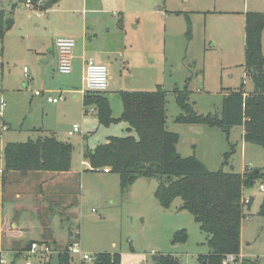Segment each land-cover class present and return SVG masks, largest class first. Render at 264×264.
Segmentation results:
<instances>
[{
  "label": "rangeland",
  "instance_id": "obj_1",
  "mask_svg": "<svg viewBox=\"0 0 264 264\" xmlns=\"http://www.w3.org/2000/svg\"><path fill=\"white\" fill-rule=\"evenodd\" d=\"M26 1L0 0V6L7 10L14 4L13 24L0 39V168L6 142L54 134L73 145L71 168L77 174L69 176L68 186L63 188L67 191L63 203H70L68 207L73 211L69 219L54 215L51 220V213H46L50 195L39 182L0 188V247L5 259L0 264H25L27 260L31 264H58L56 252L65 251L73 241H78L88 254L117 251L121 264H158L156 256L160 254L175 255L182 264H198L197 256L209 250L207 235L188 211L179 209V197L163 208L154 197L157 179L144 177L121 196L116 174L86 170L88 166L81 164L85 160L83 147L93 148L105 142L107 135H127L126 123L104 127L97 126L95 117L81 118L80 94L74 99V92H70L81 88L79 69L73 63L70 73H60L56 50L49 49L57 37L69 34H73L75 48L79 49L84 29L88 48L107 54L104 62L109 89L105 94L112 111H121L120 90L152 91L162 85L167 90V129L182 133L180 147L197 150L205 133H191L186 129L190 125L174 121L180 110L172 90L187 82L190 101L202 114H220L223 94L229 89L243 85V91H252L253 83L244 75L243 66L244 17L247 11L263 12L264 0H58L44 10L31 2L26 5ZM261 45L264 54V29ZM36 90L43 94L36 95ZM60 93L65 99L47 101V96ZM73 123L79 129L68 135ZM191 127L210 129L201 124ZM213 131H219L216 134L221 133V137L226 135L218 127ZM237 134L235 130L230 136ZM256 147L258 150L250 157L254 169L264 163V148ZM219 148L214 144L209 148L212 160L208 161V169L221 168L224 153L231 150L228 147L220 155ZM238 149L237 153L233 149L224 170L240 171L243 165ZM258 182L249 190L254 196L250 208L245 206L242 247L245 259L264 264V217L258 213L264 189H259ZM261 184L264 186V177ZM35 204L38 211L34 210ZM27 211L28 216L36 215L40 221L51 220L48 232L52 235L48 238L54 251L48 257L26 252L30 238L39 239L43 233L42 227L34 229V223L21 241H6L20 230L12 228V221ZM182 229L186 233L184 241L175 238ZM65 254L68 264L83 263L78 254Z\"/></svg>",
  "mask_w": 264,
  "mask_h": 264
},
{
  "label": "trees",
  "instance_id": "obj_2",
  "mask_svg": "<svg viewBox=\"0 0 264 264\" xmlns=\"http://www.w3.org/2000/svg\"><path fill=\"white\" fill-rule=\"evenodd\" d=\"M57 1L30 0L31 5L42 10L50 8ZM13 6L9 10L4 5L0 6V39L13 24ZM263 29L264 11H247L244 17L243 66L245 76L253 83V90L246 93L243 85L229 89L223 96L220 114H202L195 110L190 101L191 91L186 82L183 87L172 90L180 110L174 118L175 122L218 127L225 133L232 127L243 126L244 140L264 148ZM187 36L190 38V29L187 30ZM104 92L87 90L83 97L84 107H94L100 126L125 122L128 134L109 136L93 149H85L83 157L89 164L86 170L106 168L108 172L116 174L121 196L128 192L138 178L144 177L157 179L154 197L163 208H168L179 197L182 200L179 209L188 211L207 235L205 243L209 250L197 256L198 264H222L225 254L240 252L241 224L245 217L242 191L259 180L260 170H244L242 173L224 170L223 166L233 153V145H230L229 152L224 153L222 167L217 170L208 169L195 155H179V134L168 130L166 126L167 90L162 85L152 91L120 90L122 111L117 118L113 116ZM132 131L136 135L131 134ZM73 149L70 142L50 134L26 141L7 142L3 148L1 189L27 179H38L41 187L46 188L50 195L46 213L65 216L70 203H63V196L67 192H63V188H67L65 184L69 176L75 175L71 168ZM59 177L64 180L51 183ZM62 204L66 206L62 207ZM258 213L264 217V196ZM175 238L184 241L185 230L177 231ZM67 257L63 252L58 254V264H68ZM93 257L91 262L82 264H121V255L116 251L95 252ZM156 261L158 264H182L172 254L157 255ZM242 264L256 262L244 258Z\"/></svg>",
  "mask_w": 264,
  "mask_h": 264
},
{
  "label": "crops",
  "instance_id": "obj_3",
  "mask_svg": "<svg viewBox=\"0 0 264 264\" xmlns=\"http://www.w3.org/2000/svg\"><path fill=\"white\" fill-rule=\"evenodd\" d=\"M156 12L158 13V11H156ZM165 17H166V15H165ZM165 17H163V18H165ZM69 35L71 37L70 36H68V37L72 38V35L73 34H69ZM81 36H82V46L79 49H77V48L74 47L73 52H72V56H73L72 57V69H73V63H74V66H76L79 69L80 75L78 74L77 76L80 79L81 88L80 89H71L70 92H74L73 93L74 94L73 95V98L74 99L77 98V94H80L79 100H78L79 103H80V111H79L80 112V117L81 118H83V116L95 117L96 124L98 126L99 124H98V121H97L96 112H95L94 107L93 106L84 107V105H83V97H84V94L87 91V89L85 87V82H84L85 59H86V57L91 56L97 62L106 64L104 62V60L106 59L105 55H107V54H106L105 51H100L98 49H91V48L89 49L88 48L87 41H86L87 35H86V31H84V29H83V32H82ZM54 42H55V40L53 41V43H52V45H51V47L49 49L50 52L55 51ZM75 63H76V65H75ZM24 70H25V68H24ZM26 71H27V69H26ZM244 75H245V73H244ZM248 92H250V91H248ZM248 92H246V93H248ZM226 93L227 92H225L224 94H226ZM60 95H61V93L58 94L57 96H54V97H59ZM63 97L65 99V96L64 95H63ZM121 111H122V108H121ZM121 111L117 112V114H115L114 111H112V114H113V116L115 118H117V117L120 116ZM73 124H75V123H73ZM188 125H190V126L189 127H186V129L189 130V131H191V133H196L199 130H200L201 133H203V134L205 133L204 134V137H203V141H202V146H201L200 149H197V150H196V148H195V150H185V147H183V146L180 147V142L182 140V133L177 132L179 134V137H180L179 138V141H178V144H177V152H178L179 155H181L183 157L190 156V155H195L207 167H209L208 166V161H211L212 160V151L209 148H211V146H213V144L215 146H217V148L221 147V148H219L220 155H221V153H223L222 151H225V149H227L228 147H230V145H233L234 146V152L235 153H237L239 151L238 147H240V159H241L242 165H243L242 168L240 169V171H237V172L242 173L248 167L254 169V167H253L254 165L251 162L250 157H253V155H255V152L258 149H256L257 147H256V145L254 143L247 142V141L244 140V136H243L244 135V127L243 126H235V127H232V128H230V130L227 133H225L224 131L221 130V132H223V134H226L225 137H221L222 136V135L220 136L221 133H217L216 134V132H219V131H213V127H210V129H200V127L199 128H192L191 126H193V124H188ZM166 126H167V122H166ZM72 127H73V125H72ZM72 127L68 130V132H67L68 135H69V131L72 130ZM104 127H108V126H104ZM126 127H127V124L125 125L124 128L126 129ZM235 130L238 131V134L234 138H232L230 135H231L232 132L234 133ZM50 135H54V134H50ZM213 135L215 136V140L214 141H213V137H214ZM109 136H112V135H107L105 137L108 138ZM5 144H3V146H2V165H3V148H4V145ZM197 145L198 144H195V147H197ZM93 148H89V149H93ZM180 148H181V150H180ZM85 149H88L87 146L86 147H83V152H84ZM181 151H183V152H181ZM83 152H82V154H83ZM261 152L262 151H259L260 154H261ZM263 155H264V153H263ZM82 161L83 160H81V164H82ZM229 162H231V161H229ZM82 165L85 166V164H82ZM230 167H231V169H233V167H234V165H233L232 162L230 163ZM83 169L85 170V168H83ZM86 169H88V167ZM256 169L260 170V173H261L260 174V178L258 180L259 182L256 181L260 185L262 183V179L264 177V163L258 164L256 166ZM101 171H103L106 174H109L110 173V172L105 171L103 169H101ZM0 173H1V168H0ZM75 173L76 172H74L72 174H75ZM61 178L62 177L56 178L54 181H52V183L55 184L57 182L58 183L59 182H62L64 179H61ZM37 180L38 179H33V178L32 179H27V180H24V181L20 182L19 185H21L23 183L24 184H33L34 181L38 182ZM42 181H43V178H42ZM117 184H118V182H117ZM0 186H1V183H0ZM249 190H250V187L244 188L243 191H242V197L249 199V203L246 206L250 208L254 196H253L252 193L249 192ZM65 206H66V204L63 205V207H65ZM34 210L35 211H38L39 210L37 208V205L36 204L34 206ZM27 213H28V211L25 214H24V212H22L19 215V218L17 220H13L12 221V223H11L12 228L17 227L20 230H15L14 231V234H10L9 237H8V239L6 241H9V243H10V241H21L26 236V233L27 232H31V231H28V230L32 229V225L34 223V226L36 227V228L34 227V229H40L42 227L43 233L41 232V236H40L39 239H36V236H34L35 238H30L32 240H30L29 244L32 241H34V240H44V241H47L48 243H50L49 242L50 240H49L48 237H50V235H52V234H50L48 231L50 229H52V226L49 225V224H52L51 223V220L55 216H51V220L42 219L40 221L38 216H36V215L35 216H32V215L31 216H28ZM65 213H66L67 216L65 215L63 217L67 218V217H70V214H72L73 211L70 208H66ZM244 213H245V217H246L247 216V212H246L245 208H244ZM55 215H57V214H55ZM27 216H28V218H27ZM57 217H59V216H57ZM242 223H243V221H242ZM242 225L243 224H241V234H240L241 247H240V252L245 255L244 250H243V247H242V244H243V228H242ZM22 230H25L26 232L25 231H22ZM16 232H18V234H15ZM0 241H3V237H2V239H0ZM11 251L13 252V250H11Z\"/></svg>",
  "mask_w": 264,
  "mask_h": 264
},
{
  "label": "built area",
  "instance_id": "obj_4",
  "mask_svg": "<svg viewBox=\"0 0 264 264\" xmlns=\"http://www.w3.org/2000/svg\"><path fill=\"white\" fill-rule=\"evenodd\" d=\"M26 5H30V0L26 1ZM56 54H57V70L60 73L68 74L72 71V52L75 47V40L70 37H58L54 42ZM26 71V69H25ZM85 87L88 91L104 92L108 87V68L106 64L97 62L93 57L89 56L85 59V74H84ZM36 95L43 94L42 91L36 90ZM63 95L59 97L47 96L49 102L56 103L59 100L63 99ZM6 129V125L3 126ZM79 129L78 125L73 124L72 130L69 131V135L74 134ZM82 164H85L89 167L88 162L85 160L82 161ZM108 171V169H103ZM252 168L248 167L246 171H251ZM259 189L263 190L264 186L259 185ZM242 203L244 207L249 203L248 198L242 197ZM54 251L53 247L44 240H34L29 244V247L26 249L28 255H38L40 257L50 256ZM65 253V251H58L56 254ZM66 252L69 255L78 254L81 256V261L91 262L94 257L93 254L84 253L81 249V245L78 241L71 242L66 249ZM244 260V254L241 252L238 253H227L224 255L222 264H242ZM4 254L3 249L0 247V263H4ZM25 264H31L30 261H26Z\"/></svg>",
  "mask_w": 264,
  "mask_h": 264
}]
</instances>
